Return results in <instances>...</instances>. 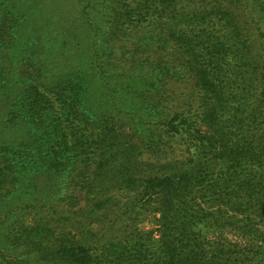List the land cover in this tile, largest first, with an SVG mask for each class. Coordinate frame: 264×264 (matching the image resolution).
<instances>
[{"label":"trees","instance_id":"trees-1","mask_svg":"<svg viewBox=\"0 0 264 264\" xmlns=\"http://www.w3.org/2000/svg\"><path fill=\"white\" fill-rule=\"evenodd\" d=\"M234 1L245 5L217 8L211 26L199 11L183 14L181 2L169 0L176 19L152 23L150 31L176 47L177 65L132 69L138 62L131 61L116 75L101 66L91 23L82 62L77 49L56 56L19 42L23 22L11 29L4 23L22 11L0 7V117L15 131L2 144L0 187L12 183L24 195L4 206L56 208L61 196L76 198L71 182L92 181L103 191L97 188L101 195L79 210L94 212L110 200L111 188L132 183L131 191L158 204L166 264H264V9ZM55 45L68 44L56 41V51ZM61 64L70 69L60 88L61 80L50 85L47 75ZM179 78L183 101L170 100L168 87ZM117 124L136 131L149 151L187 134L189 157L149 177L125 175L114 166L128 156L118 148ZM220 233L233 234L241 246L215 239Z\"/></svg>","mask_w":264,"mask_h":264},{"label":"rangeland","instance_id":"rangeland-1","mask_svg":"<svg viewBox=\"0 0 264 264\" xmlns=\"http://www.w3.org/2000/svg\"><path fill=\"white\" fill-rule=\"evenodd\" d=\"M183 14L199 11L206 24L213 25L219 17L217 8L245 5L234 0H177ZM1 8L19 9L22 14L5 19L7 29L22 21L18 31L19 42L32 43L35 51L66 54V49L79 50L82 62L87 56L85 41L89 31L86 25L92 24L98 31L97 45L102 56V67L108 66V74H117L127 69L128 62L136 61L132 69L153 68L156 64L166 66L173 62L174 68L179 58L176 47L165 46L159 35L151 32L152 23L169 22V0H0ZM252 7L264 9V0H252ZM242 9V8H241ZM171 14V15H170ZM1 20V19H0ZM257 20V19H256ZM255 21V20H254ZM21 22V23H22ZM209 25V27H210ZM8 31V30H7ZM209 37L213 32L208 28ZM10 35L12 32H8ZM91 34V33H90ZM7 37V42L13 37ZM208 36V35H207ZM10 38V39H9ZM143 40H140V39ZM63 40L68 45L54 50L53 44ZM139 40L136 44L134 41ZM17 41V37H16ZM2 43V42H0ZM59 45V44H58ZM150 57V58H149ZM55 60V57H54ZM1 61V60H0ZM59 64V63H57ZM66 64L48 74L47 82L57 87L64 86L65 72L70 69ZM72 65V64H71ZM9 66V65H8ZM10 67V66H9ZM90 68L83 66L82 68ZM11 68V67H10ZM106 68V66H105ZM64 74V76H62ZM120 75V74H118ZM171 99L183 101L186 91L179 78L168 87ZM199 102V99L198 101ZM169 106V105H168ZM73 125L85 126V121ZM103 129L107 121L99 122ZM72 129V125L66 126ZM121 134L118 148L127 154L120 156L114 166L122 172H130L135 179L149 177L155 172L170 171L174 165L185 162L191 146L187 134L166 138L170 144L163 151H149L140 145L139 134L116 125ZM120 127V128H119ZM10 123H4L0 117V157L4 155L3 143H9L15 131ZM162 128V127H161ZM148 129V127H147ZM167 128L164 126L163 130ZM141 132V136H142ZM1 161V159H0ZM83 179H81L82 181ZM6 181H2L4 183ZM92 183V181H91ZM75 181L67 189L76 192V198L61 196L56 208L5 207L4 201H15L23 193L13 191L12 183L0 187V264H166V243L163 241V228L160 225V213L156 202H146L144 196L135 193L132 183H125L123 189L109 190V201L101 203L97 211L79 210L96 200L103 188L97 185ZM66 186V184H65ZM140 186V185H139ZM65 188V187H64ZM97 188L101 190L97 194ZM70 194V193H69ZM105 195V194H104ZM135 195V196H134ZM28 198V194L26 195ZM152 200V199H150ZM14 205H17L16 203ZM54 207V206H53ZM215 239L227 240L241 246V241L233 234L220 233Z\"/></svg>","mask_w":264,"mask_h":264}]
</instances>
